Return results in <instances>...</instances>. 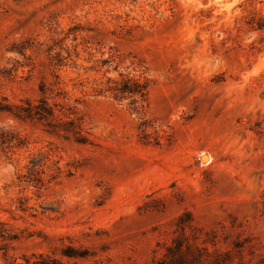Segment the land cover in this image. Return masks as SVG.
Wrapping results in <instances>:
<instances>
[{
  "label": "rangeland",
  "instance_id": "rangeland-1",
  "mask_svg": "<svg viewBox=\"0 0 264 264\" xmlns=\"http://www.w3.org/2000/svg\"><path fill=\"white\" fill-rule=\"evenodd\" d=\"M40 102L85 143L8 112ZM183 236L264 264V0H0V264H152Z\"/></svg>",
  "mask_w": 264,
  "mask_h": 264
},
{
  "label": "trees",
  "instance_id": "trees-1",
  "mask_svg": "<svg viewBox=\"0 0 264 264\" xmlns=\"http://www.w3.org/2000/svg\"><path fill=\"white\" fill-rule=\"evenodd\" d=\"M113 86L109 88L115 97L129 95L134 97V103L147 101V87L146 83L142 84L133 79H126L122 81H110ZM139 98V99H138ZM16 111H8L15 118L19 120H27L37 118L44 120L51 127L48 131L52 135L66 134L73 135L78 143H85L83 135V122L76 116L74 118L70 115H56L54 110L48 107L44 102L32 107L27 104V107L18 106ZM75 114V113H71ZM216 252H211L208 249L198 248L194 243H191L186 237H180L172 241L170 245L165 248V253L161 258L153 260L152 264H222V258H215ZM82 257V256H81ZM226 260V259H225ZM48 264V263H43Z\"/></svg>",
  "mask_w": 264,
  "mask_h": 264
},
{
  "label": "bare ground",
  "instance_id": "bare-ground-1",
  "mask_svg": "<svg viewBox=\"0 0 264 264\" xmlns=\"http://www.w3.org/2000/svg\"><path fill=\"white\" fill-rule=\"evenodd\" d=\"M205 158V161H207V157H204Z\"/></svg>",
  "mask_w": 264,
  "mask_h": 264
}]
</instances>
